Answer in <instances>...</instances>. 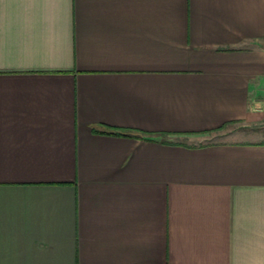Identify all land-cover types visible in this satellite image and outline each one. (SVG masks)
Listing matches in <instances>:
<instances>
[{"label": "crops", "instance_id": "1", "mask_svg": "<svg viewBox=\"0 0 264 264\" xmlns=\"http://www.w3.org/2000/svg\"><path fill=\"white\" fill-rule=\"evenodd\" d=\"M233 124H264V0H0V264H264Z\"/></svg>", "mask_w": 264, "mask_h": 264}, {"label": "rangeland", "instance_id": "2", "mask_svg": "<svg viewBox=\"0 0 264 264\" xmlns=\"http://www.w3.org/2000/svg\"><path fill=\"white\" fill-rule=\"evenodd\" d=\"M264 138V124L256 126H246L243 124H233L224 129L214 132L206 137L207 141L221 142L229 140H259Z\"/></svg>", "mask_w": 264, "mask_h": 264}, {"label": "trees", "instance_id": "3", "mask_svg": "<svg viewBox=\"0 0 264 264\" xmlns=\"http://www.w3.org/2000/svg\"><path fill=\"white\" fill-rule=\"evenodd\" d=\"M225 127V126H224ZM224 127L220 128V129H223Z\"/></svg>", "mask_w": 264, "mask_h": 264}]
</instances>
